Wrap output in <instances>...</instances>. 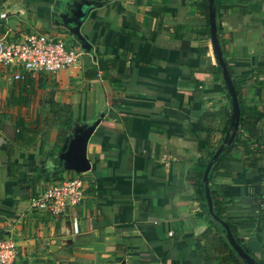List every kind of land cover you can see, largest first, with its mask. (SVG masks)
Here are the masks:
<instances>
[{
	"label": "crops",
	"instance_id": "crops-1",
	"mask_svg": "<svg viewBox=\"0 0 264 264\" xmlns=\"http://www.w3.org/2000/svg\"><path fill=\"white\" fill-rule=\"evenodd\" d=\"M32 31L64 36L82 66L14 78L0 65V236L16 264H245L220 220L264 264V0H0V37ZM230 118L247 142L204 179L217 219L197 175L229 148ZM94 123L81 203L33 209L78 173L60 155Z\"/></svg>",
	"mask_w": 264,
	"mask_h": 264
},
{
	"label": "built area",
	"instance_id": "built-area-1",
	"mask_svg": "<svg viewBox=\"0 0 264 264\" xmlns=\"http://www.w3.org/2000/svg\"><path fill=\"white\" fill-rule=\"evenodd\" d=\"M1 17H6L5 13ZM82 50L61 35L25 32L18 39L0 37V65L23 73L55 75L60 71L75 73L81 70ZM23 72V73H22ZM81 172L52 180L31 199V207L54 218L70 214L84 197V179ZM264 210V200L260 205ZM20 248L11 236H0V264H16Z\"/></svg>",
	"mask_w": 264,
	"mask_h": 264
},
{
	"label": "water",
	"instance_id": "water-1",
	"mask_svg": "<svg viewBox=\"0 0 264 264\" xmlns=\"http://www.w3.org/2000/svg\"><path fill=\"white\" fill-rule=\"evenodd\" d=\"M222 65L224 67L225 78L228 79V74H227V71L225 69V64L222 63ZM94 127H95V123L91 127H89L86 131H84L81 135H79L70 144L69 148L60 155L61 159L63 160L62 165L64 168H66L68 170H73L75 172H81V173L87 171L90 168V162H89L88 158L86 157V141H87V138H88L89 134L91 133V131L93 130ZM221 150H222L221 148L218 149L214 153L212 160L207 164L205 171H204V179L207 180L209 171L211 169L212 161L219 156V154L221 153ZM205 190H206V194H207V201H208L209 210H210V212H213L207 182L205 184ZM220 223L222 224V226L224 228V232H225L229 242L235 248L239 257L242 260H244L246 262V264H260L257 261H255L252 258V256L248 252H246V250L236 241V239L232 233V230L229 227V225L227 224V222L220 220Z\"/></svg>",
	"mask_w": 264,
	"mask_h": 264
},
{
	"label": "trees",
	"instance_id": "trees-1",
	"mask_svg": "<svg viewBox=\"0 0 264 264\" xmlns=\"http://www.w3.org/2000/svg\"><path fill=\"white\" fill-rule=\"evenodd\" d=\"M202 7L204 8V10H205V13L207 14L208 12H207V2H204V1H202ZM208 15V14H207ZM243 113H244V110H243V107L240 105V123L241 124H243ZM232 126V119L230 118L229 120H228V122H227V125L225 126V128H226V130H225V132H226V135H224V137H223V139L226 141V142H229L228 143V145H229V148H227V149H225L219 156H218V158L213 162V165H212V167H211V169H210V171H209V174H208V181L210 180V179H212V177L215 175V176H222V175H227L228 174V172L232 169V164H231V162H229V158H230V150H231V147H238V144H245L246 142H247V140H245V139H242V138H240V137H237L236 135L234 136V138L233 139H231L230 140V138H231V134H228V129H230V127ZM248 139V138H247ZM243 152L242 153H246V151H245V149H244V147H243V150H242ZM207 163H208V160H207V162H204L203 164H201V166H200V170H199V172H198V183L196 184L197 186H198V192L201 194V195H204V193H205V184H204V171H205V168H206V165H207ZM222 163V168L224 169V171H226V173H221V172H219L217 169H218V167H220L219 165ZM210 191V196H211V198H212V204H213V198H214V196H213V191L210 189L209 190ZM214 205H215V203H214ZM213 211H214V214L216 215V217H217V219H219V218H222V216H221V213L218 211V210H216V208H214L213 209ZM227 222V224L229 225V227L231 228V230H232V233H233V235H234V237H235V239H236V241L238 242V243H240V241H239V239L235 236V234H234V231H235V226L233 225V223H231V221L230 220H227L226 221ZM224 238L225 239H227L226 238V235H225V233H224ZM244 249L246 250V251H248L245 247H244ZM246 264V263H245Z\"/></svg>",
	"mask_w": 264,
	"mask_h": 264
}]
</instances>
